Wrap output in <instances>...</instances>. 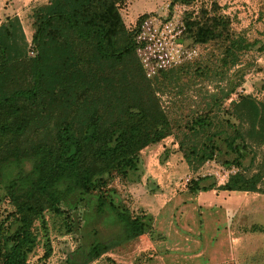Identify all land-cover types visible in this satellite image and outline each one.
Returning <instances> with one entry per match:
<instances>
[{"label": "trees", "instance_id": "16d2710c", "mask_svg": "<svg viewBox=\"0 0 264 264\" xmlns=\"http://www.w3.org/2000/svg\"><path fill=\"white\" fill-rule=\"evenodd\" d=\"M123 1L32 2L24 20H31L33 56L22 20L14 15L0 23V190L13 208L0 222V264H26L36 244L34 223L47 211L80 235L65 264H103L105 253L145 231L139 217L108 196L107 179L136 170L141 150L171 135L174 125L151 78L162 80L166 70L154 72L139 54L148 14L128 28L119 11ZM174 6L183 7L180 39L210 45L218 69L229 70L253 46L217 0H171ZM236 85L229 82L226 93L212 94L187 126L204 140L193 145L195 156L217 158L227 169L218 186L212 174L192 179L191 192L256 191L264 174L242 171L243 160L252 156L249 143L264 144V92L262 100L241 94L222 109ZM89 214L112 234L108 240L94 228V239L82 241L79 222L85 226Z\"/></svg>", "mask_w": 264, "mask_h": 264}, {"label": "rangeland", "instance_id": "374dc122", "mask_svg": "<svg viewBox=\"0 0 264 264\" xmlns=\"http://www.w3.org/2000/svg\"><path fill=\"white\" fill-rule=\"evenodd\" d=\"M170 2L124 0L119 7L125 25L131 29L140 15L148 14L139 34L146 44L139 54L145 64L151 62L154 72L155 67L166 70L162 80L153 75L151 78L174 130L159 143L141 150L136 170L126 176L113 173L107 179L108 196L122 211L139 217L145 231L105 253L108 261L103 264H264V174L256 191L215 188L191 192L192 179L212 174L218 186L226 180L227 169L217 158L195 156L193 145L204 140L187 127L196 113L205 111L212 94L220 96L229 90V82L237 85L222 100V109H230L241 94L262 100L264 0H217L235 31L253 43L229 70L218 69L210 45L180 39L183 7L170 8ZM30 4L0 0V23L18 11L27 40L33 32L30 18L24 20ZM198 67L205 73H199ZM249 145L252 156L242 162L246 176L264 171V144ZM12 210L0 190V222H6ZM86 220L83 227L79 222L86 244L94 239V228L101 240L111 237L107 230L98 228L92 214ZM70 232L61 216L44 212L34 223L36 244L26 264H65L80 239L79 234ZM48 247V258L41 259Z\"/></svg>", "mask_w": 264, "mask_h": 264}, {"label": "crops", "instance_id": "0c3cea01", "mask_svg": "<svg viewBox=\"0 0 264 264\" xmlns=\"http://www.w3.org/2000/svg\"><path fill=\"white\" fill-rule=\"evenodd\" d=\"M26 1H29V3H32V2H35L36 0H15V3H17V5L25 6ZM15 13L20 18L19 12L17 11Z\"/></svg>", "mask_w": 264, "mask_h": 264}, {"label": "built area", "instance_id": "2783aa9c", "mask_svg": "<svg viewBox=\"0 0 264 264\" xmlns=\"http://www.w3.org/2000/svg\"><path fill=\"white\" fill-rule=\"evenodd\" d=\"M27 41H28V55L29 56H33L35 54L34 47H33L32 43H31L30 39H28Z\"/></svg>", "mask_w": 264, "mask_h": 264}]
</instances>
